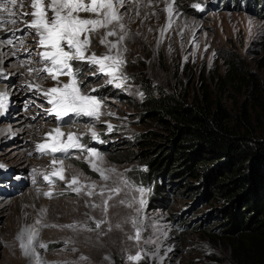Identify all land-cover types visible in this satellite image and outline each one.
<instances>
[{
    "label": "rangeland",
    "instance_id": "374dc122",
    "mask_svg": "<svg viewBox=\"0 0 264 264\" xmlns=\"http://www.w3.org/2000/svg\"><path fill=\"white\" fill-rule=\"evenodd\" d=\"M167 3L173 4L171 27L166 0H125L120 12L127 32L123 72L128 79L116 88L106 85L108 77L102 74L85 77V83L98 89L91 92L89 88L90 95L102 100L100 121L70 115L58 122L48 114L51 105L45 97L27 88L29 83L42 84L45 89L56 84L44 73L28 74L29 69L42 66L31 31L24 34L22 21L30 16L23 13L31 11L29 0H24V7L18 2L12 9L15 16L0 13L5 21L0 25V39L13 41L0 48V68L4 70L0 71V92L5 88L9 95L8 112L0 116V164L5 166L0 168V264H35L32 257L23 255L17 239L23 229L32 227L38 230L39 242L47 245V249L37 248L43 264H130L127 257L136 253L142 255L139 263L231 264L229 243L206 233L211 228L213 204L197 199L196 191L178 187L175 180V194L166 201L152 202V188L144 182L148 168L133 157L148 148L137 144L142 140L139 135L155 133L151 138L156 142L166 135V124L144 116L145 87L189 98H200L206 92L223 98L234 113L245 102L258 137L264 138V0L256 6L260 12L252 10L250 0ZM193 3L203 10L193 8ZM11 19L17 24L7 23ZM102 34L103 30L92 40L90 51L97 55L106 51L99 43ZM74 63L85 71L94 70ZM19 71L23 74L16 76ZM67 79L60 77L61 83ZM109 112L114 115H107ZM57 124L65 133L80 135L81 143L103 155L101 166L112 170L107 172V181L92 170L87 154L78 150H71L67 157L56 154L64 159L65 181L52 177L54 183L49 185L44 180L41 173L52 171V156L41 155L36 145L44 142ZM90 126L103 143L91 139ZM79 163L87 166L91 175L84 173ZM73 175L79 176L81 184L95 182V193L89 197L87 189L78 195L67 188ZM105 186L121 191L117 195L106 190L102 198L98 193ZM46 192H51V197ZM109 195L113 198L106 214L102 207H92L102 205ZM141 199L146 201L142 209ZM37 220L41 223L36 224ZM102 220L106 223L96 228V222ZM70 224L76 228L64 227ZM195 226L201 229H193ZM137 228L141 231L139 243L129 239Z\"/></svg>",
    "mask_w": 264,
    "mask_h": 264
},
{
    "label": "trees",
    "instance_id": "16d2710c",
    "mask_svg": "<svg viewBox=\"0 0 264 264\" xmlns=\"http://www.w3.org/2000/svg\"><path fill=\"white\" fill-rule=\"evenodd\" d=\"M250 1L260 12L256 6L263 0ZM142 106L144 116L167 126L161 142L151 138L155 133L139 135L137 144L148 148L133 157L148 168L144 182L152 188L151 201L175 194L174 180L196 191L197 199L214 206L206 233L229 243L231 264H264V138L246 103L234 113L223 98L206 92L189 98L145 87Z\"/></svg>",
    "mask_w": 264,
    "mask_h": 264
},
{
    "label": "snow or ice",
    "instance_id": "6c2138e0",
    "mask_svg": "<svg viewBox=\"0 0 264 264\" xmlns=\"http://www.w3.org/2000/svg\"><path fill=\"white\" fill-rule=\"evenodd\" d=\"M24 7V0H0V13L7 12L9 16H15L16 12L12 9L18 5ZM125 0H29L31 8L30 12H24V16H30V20L22 21L25 28L32 33V38L36 42L39 51L36 56L42 62V66L36 69H29L28 74L33 72L37 76L40 73L46 74L53 81H56L54 86L44 88L42 84H27L30 91L40 93L45 97L46 102L51 105V108L46 109L49 115H53L56 121H64L65 117H88L95 121H100L102 116L101 109L103 107L102 100L89 93L96 92V87H90L85 83L86 76H96L102 74L108 79L105 81L106 85H114L116 88H121L123 82L128 79L124 75L123 68L126 65L124 53L127 51L123 47V42L127 37L125 25L123 24V14L120 9L124 7ZM197 10H203L199 3L191 5ZM169 17L168 27H171L173 17V4L167 3L166 9ZM5 21L0 17V25ZM12 25L17 24L16 19L7 21ZM23 31V29H14ZM103 30L100 36L99 43L106 48L104 53L97 55L96 52L90 51L93 37L96 33ZM163 35V32H162ZM115 37V40L109 38ZM23 43V40H21ZM0 44L10 46L13 44L11 39H0ZM13 55L15 53H12ZM4 55H8L5 53ZM86 64L93 71H85L77 66L76 63ZM31 63V61H29ZM23 66V65H21ZM67 77V82L61 83L60 77ZM84 85L83 89L81 85ZM142 95V94H141ZM9 108V95L7 92H0V116L7 113ZM107 115H114V113H107ZM67 121L66 123H71ZM107 130L112 131V125H107ZM91 139L100 143L99 134L95 131L94 126L89 127ZM71 150H78L86 153V159L92 170L97 172L100 178L107 181L110 177L101 165L103 164V155L93 148H88L81 143V136L74 132L65 133L61 126L57 124L51 131L46 134L44 142L36 145V151L41 155H50L52 171L48 173H41L43 178L49 185L54 181L52 177H56L61 181H65L64 159L57 158L56 154H64L68 156ZM57 165L60 167L57 168ZM5 167L0 164V168ZM146 170V169H145ZM35 171V170H33ZM35 182V180H33ZM75 186V187H74ZM66 187L80 194L84 189H87L86 195L91 197L96 191V184H81L79 176L73 175L67 180ZM113 194H119L121 189L119 187H112L110 189L105 186L101 188L98 195L102 198L105 196V191ZM141 193L144 189H139ZM46 196L51 197V192H46ZM113 197L109 195L107 199H102V205L93 204L92 207H102L106 214L109 208V200ZM124 203V201H121ZM146 201L141 199L139 201L142 209ZM131 207V204L128 205ZM139 211V209L137 210ZM41 221L37 220L36 224ZM101 223L106 221H97L95 226L100 228ZM137 221L132 220L135 227ZM64 227L75 229V224L65 225ZM119 227V225H117ZM91 231L92 229H88ZM19 241V248L25 257H32L35 264H43L37 248L47 249V245L39 242L38 230L34 227L23 229L17 237ZM129 239H135L138 243L141 240V231L137 228L135 235L130 236ZM82 260L87 259L81 257ZM142 259L140 253L129 255L127 260L130 264H139Z\"/></svg>",
    "mask_w": 264,
    "mask_h": 264
},
{
    "label": "bare ground",
    "instance_id": "6f19581e",
    "mask_svg": "<svg viewBox=\"0 0 264 264\" xmlns=\"http://www.w3.org/2000/svg\"><path fill=\"white\" fill-rule=\"evenodd\" d=\"M8 14V13H7ZM30 19H31V17H30ZM6 20V19H5ZM27 31H30L29 29H25L24 30V34H25V32H27ZM5 47H7V46H5L4 44H0V48L1 49H3V48H5ZM0 71H3L4 72V70L2 69V68H0ZM15 74H16V76L17 75H19V74H23V73H20V71L19 72H15ZM3 88V87H2ZM3 92H7L6 90H5V88L3 89ZM8 112V111H7ZM30 132V131H29ZM11 133H13L12 131H11Z\"/></svg>",
    "mask_w": 264,
    "mask_h": 264
}]
</instances>
